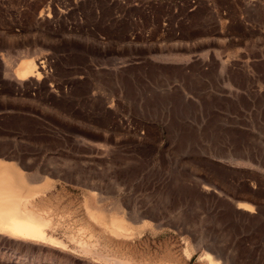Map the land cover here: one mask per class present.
Segmentation results:
<instances>
[{
  "label": "rangeland",
  "instance_id": "374dc122",
  "mask_svg": "<svg viewBox=\"0 0 264 264\" xmlns=\"http://www.w3.org/2000/svg\"><path fill=\"white\" fill-rule=\"evenodd\" d=\"M253 67L264 0H0V160L46 177L67 244L0 233V264H264V111L233 85Z\"/></svg>",
  "mask_w": 264,
  "mask_h": 264
},
{
  "label": "bare ground",
  "instance_id": "6f19581e",
  "mask_svg": "<svg viewBox=\"0 0 264 264\" xmlns=\"http://www.w3.org/2000/svg\"><path fill=\"white\" fill-rule=\"evenodd\" d=\"M38 68L37 62L35 63L32 59L26 58L21 63L20 68L15 72L14 76L18 81H25L33 77H38L40 76L39 73H37ZM11 168L15 170L17 167L13 164L8 166L0 160V233H11V235L14 234L32 240L44 241L57 247L66 248L67 244L63 240L55 237L51 233L49 234L51 220L53 219H51L42 206L35 204V199L39 196V192L33 190L31 186L42 182L46 177L38 178L36 174V176H26L27 174L25 175L19 172V179L17 181L11 175ZM102 198H99L100 200L98 201L101 202ZM239 208L248 210L247 206L244 204H239ZM120 219L116 216H112L110 222V228H112L111 233L117 236L129 232ZM81 250L86 255H90L100 261L103 260L109 264H139L136 260L134 261L128 257H119L110 253H98L96 250H92L87 244L83 245ZM205 255L209 264H225L210 253ZM105 262H103V264ZM144 264H146V262Z\"/></svg>",
  "mask_w": 264,
  "mask_h": 264
},
{
  "label": "crops",
  "instance_id": "0c3cea01",
  "mask_svg": "<svg viewBox=\"0 0 264 264\" xmlns=\"http://www.w3.org/2000/svg\"><path fill=\"white\" fill-rule=\"evenodd\" d=\"M237 71L242 70L238 69ZM242 72L243 85L239 86L238 83H233L235 87H238V90H236L237 95L252 100L253 105L256 106L257 103H262L261 107H263L264 111V67H253L252 69L244 70ZM260 100H263V102H260Z\"/></svg>",
  "mask_w": 264,
  "mask_h": 264
}]
</instances>
